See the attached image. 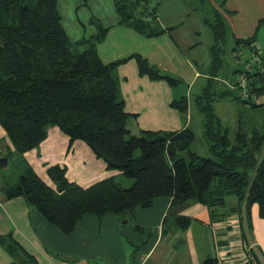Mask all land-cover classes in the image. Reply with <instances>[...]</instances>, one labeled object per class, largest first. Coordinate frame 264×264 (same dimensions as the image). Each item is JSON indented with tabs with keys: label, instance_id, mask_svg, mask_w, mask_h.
Instances as JSON below:
<instances>
[{
	"label": "trees",
	"instance_id": "obj_1",
	"mask_svg": "<svg viewBox=\"0 0 264 264\" xmlns=\"http://www.w3.org/2000/svg\"><path fill=\"white\" fill-rule=\"evenodd\" d=\"M195 1L206 4L205 0ZM217 1L209 0L213 19L210 14V18L203 17L210 39V76L195 98L209 153L204 157L192 150L195 134L190 128L141 131L138 135L127 128L128 120L135 115L125 111L115 75L117 66L134 58L140 75L165 80L170 86L178 83L176 79L160 75L136 54L103 63L96 44L107 29L97 20H92L96 26L93 36L70 42L61 26L57 0H0V126L13 148L6 149L0 167L5 168L16 157L15 165L20 170L18 182L3 188L4 199L23 198L47 223L66 235L84 215L98 219L113 214L129 222L137 210L150 208L160 197H170L175 205L195 201L215 219L216 210L225 207V198L233 196L236 209L242 208L248 215L256 204L258 216L264 219V128L239 120L230 133L213 108L215 101L225 97L241 103L245 111L264 106L253 100L264 95V68L250 65L246 100L239 98L237 90H217L215 79L223 66L227 36L226 23L218 11L224 8V1H218L215 7ZM152 2L113 0L120 23L147 38L166 31L157 25ZM263 24L264 18L256 29ZM255 40L256 32L247 39H235V43L255 53L251 47ZM170 106L184 113L187 100L182 97ZM50 127H57L67 137L69 147L75 141L84 142L107 170L131 180V186L123 188L110 177L83 188L69 181L65 168L59 165L46 168L51 185L44 182L23 154L37 148ZM2 146L0 142V151ZM190 223L186 215L174 219L178 230ZM242 236L245 241L244 233ZM0 246L12 259L9 264H37L11 234L0 236ZM247 254L246 264L258 261L252 249ZM201 264L217 261L206 258Z\"/></svg>",
	"mask_w": 264,
	"mask_h": 264
},
{
	"label": "crops",
	"instance_id": "obj_2",
	"mask_svg": "<svg viewBox=\"0 0 264 264\" xmlns=\"http://www.w3.org/2000/svg\"><path fill=\"white\" fill-rule=\"evenodd\" d=\"M222 1L224 8H218V11L230 21L233 37H251L252 23L255 29L258 21L264 18V0ZM218 4L214 3V6ZM56 7L70 42L93 36L96 33L93 19L107 29L105 40L96 46L103 63L136 54L158 69L160 75L184 83V91H179L177 84L170 86L165 80H151L140 75L134 58L118 65L115 75L125 111L135 115L127 123L131 134L172 132L184 128L193 130L192 106L187 92L195 85L203 89L204 80L210 76V39L203 17L195 15L185 1L160 0L156 4L157 25L166 31L147 38L120 23L113 0H57ZM235 16L239 17L237 22L244 24L247 21V32L245 28H237L232 19ZM117 35L120 40L113 42ZM251 47L256 49H253L256 59L252 57L253 52L247 50L251 61L254 60L256 68L262 70L264 57L257 40ZM239 51L236 48L232 53L236 59L233 61L239 66L236 70L243 69L245 65L253 67V63L249 64L247 60L240 61L244 52ZM236 70L231 69V72ZM238 74L236 72L234 81L220 74L215 80L231 89ZM177 93H183L180 98L187 100L184 113L170 106L171 102L180 99ZM0 142L4 145L1 156L6 149L13 150L1 126ZM15 159L13 157L9 162ZM23 159L49 185L46 168L52 165L65 168L67 179L83 188L110 177L117 181L122 178L117 171L107 170L105 163L96 158L84 142L75 141L69 147L67 137L57 127H50L46 139L37 148L24 153ZM7 185L5 183L4 187ZM224 203L225 207L217 209L216 218L211 219L208 210L195 201L175 205L170 197H160L150 208L135 212L130 220L131 228L121 227V220L113 214H105L98 219L84 215L73 231L66 235L47 223L23 198L6 200L4 194H0V236L11 234L37 264L64 262L56 253H75L77 260L71 264H201L206 258L216 259L217 264H246L250 249L264 262V219L258 216L257 207L251 206L246 215L242 208H235V197L227 196ZM179 215L191 218V223L184 230H178L174 224ZM4 256L0 255L1 263L7 264L9 260Z\"/></svg>",
	"mask_w": 264,
	"mask_h": 264
},
{
	"label": "rangeland",
	"instance_id": "obj_3",
	"mask_svg": "<svg viewBox=\"0 0 264 264\" xmlns=\"http://www.w3.org/2000/svg\"><path fill=\"white\" fill-rule=\"evenodd\" d=\"M152 1H153L152 4H155V5L158 2H160V0H152ZM182 1H185V3H187L189 8L191 9V11L195 15H199L200 17H209V18L211 15L210 19L211 20L213 19L212 14L210 12V10H212V7H211V4L209 3V0H205L206 4H204V5H200L195 0H182ZM218 1H220V0H218ZM256 14H259V11H256ZM246 17H247V15H246ZM232 19L235 21L234 23L237 25V28L239 30H242L244 28H245V31L247 30V27L249 26V25H247V21L246 22L244 21L246 23V26H245L244 25L245 23L243 24L241 22H237V20H239L238 16H235L234 18L232 17ZM224 21H225L226 26H227V36L225 38V43L223 45V48H224L223 60L224 61H223V66L220 69V75L226 76L227 78L234 81L236 78V77H234L236 73L231 72V69L236 70L239 66L236 65V62L233 61V59H235V57L232 55V53H233L232 48H234V49L238 48L240 50L239 52H244L240 55V61L241 62H244L247 60V62L249 64L253 63V65L255 64V62H254V60L251 61L252 58H250L249 52L247 50H245L244 48H239L236 45L235 38L233 37V35L231 33L232 25H231L230 21L228 22V19H226V17H224ZM251 26H252V32H253L252 34H254V32H256V40L258 42V48L261 50L263 57H264V24L261 25L258 29H256V27L254 29V26H255L254 23H252ZM95 28H96V26H95ZM246 36H248V35H246ZM105 38H106V35L104 36V38L100 42H98L96 44V46L101 44L105 40ZM109 40H111V39L109 38ZM116 40L117 41L120 40L119 35L116 36L115 40L112 39L113 42H115ZM235 61H236V59H235ZM206 82H207V80H204L203 88L205 87ZM183 84H184L183 82L178 81V83L176 85V89L179 91L180 90L184 91L183 90L184 89ZM215 85H217L218 91H222V90L224 91L228 88L226 86V84L223 82H216ZM200 88L198 87V85H195V87H193L192 89H189V91L187 92V94H188L187 96H188L189 101L191 103L190 105L192 106V109H191V114H192L191 128L193 129L194 134H195V139H194L193 144H192V150L195 151L200 156L207 157L209 153L207 151L205 140L202 137V124H201L202 118H201L200 113L198 112V108H197V105L195 103V98L198 95H200L203 91V89H200ZM182 95H183V93H177L178 98H180ZM253 100L255 102H259V103L263 102L264 103V95L259 99H253ZM213 108H214L215 115L222 121L223 125H225L227 128H229L230 133H233L235 131V129L237 127V123L239 122V120H243L244 122H248V123L254 122V124L257 125L260 129L264 128V106H261L257 110L254 109V110L245 111L246 107H244L241 103L236 102V100H233L231 97H225V98H222V99L215 101L213 103ZM241 112H244L242 117L240 116ZM240 117H241V119H240ZM137 135H138V133H137ZM0 158H2V156H0ZM19 171L20 170L15 165V161L9 162V166L6 169L0 167V194L1 195L4 194L3 188H4L5 183L12 185V184H15L18 182V175L20 174ZM127 181H131V180H129L127 178H120L118 182L121 184V186L123 188H128L131 186L130 184H132V181L130 182V184H127ZM252 206L257 207L256 204H253ZM120 223H121V227H123V228H127V227L131 228L130 227V220L128 222L127 218L122 219L120 221ZM56 254H58L56 256L59 259L66 262L67 264H71V262H75L77 260L75 253H56ZM0 255H2V256L5 255L4 257H6V259L9 260V262L7 264H9L12 261V259L9 258L2 251L1 248H0ZM16 262H18V261L16 260ZM0 264H3V263H1V259H0Z\"/></svg>",
	"mask_w": 264,
	"mask_h": 264
},
{
	"label": "built area",
	"instance_id": "obj_4",
	"mask_svg": "<svg viewBox=\"0 0 264 264\" xmlns=\"http://www.w3.org/2000/svg\"><path fill=\"white\" fill-rule=\"evenodd\" d=\"M252 57L256 59V53H252ZM251 69L252 68L250 67V65H245L243 67V72L238 74V77L236 79L235 84L232 85V87H231V89L237 90V95L242 100H246L249 97L248 90H247L246 73H249L251 71ZM50 264H67V263H65V262H56V263H50ZM254 264H264V262L261 261L259 259V257H258V261L254 262Z\"/></svg>",
	"mask_w": 264,
	"mask_h": 264
}]
</instances>
